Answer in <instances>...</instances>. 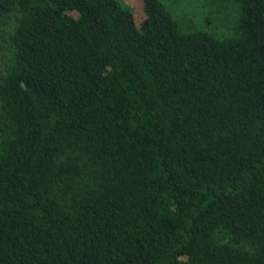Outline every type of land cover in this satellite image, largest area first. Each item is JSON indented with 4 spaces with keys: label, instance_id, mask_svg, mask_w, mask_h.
<instances>
[{
    "label": "trees",
    "instance_id": "1",
    "mask_svg": "<svg viewBox=\"0 0 264 264\" xmlns=\"http://www.w3.org/2000/svg\"><path fill=\"white\" fill-rule=\"evenodd\" d=\"M232 1L219 37L0 0V264H264V0Z\"/></svg>",
    "mask_w": 264,
    "mask_h": 264
},
{
    "label": "rangeland",
    "instance_id": "2",
    "mask_svg": "<svg viewBox=\"0 0 264 264\" xmlns=\"http://www.w3.org/2000/svg\"><path fill=\"white\" fill-rule=\"evenodd\" d=\"M132 8L137 23L143 17L142 0H121ZM184 30L205 29L219 37L231 35L236 31V9L232 0H160ZM4 27L10 28L13 17H7ZM8 59L0 52V71H4Z\"/></svg>",
    "mask_w": 264,
    "mask_h": 264
}]
</instances>
